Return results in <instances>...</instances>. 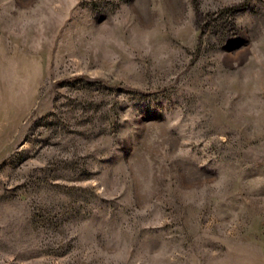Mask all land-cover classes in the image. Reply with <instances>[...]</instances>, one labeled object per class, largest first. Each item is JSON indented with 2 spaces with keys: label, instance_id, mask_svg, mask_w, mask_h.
Wrapping results in <instances>:
<instances>
[{
  "label": "rangeland",
  "instance_id": "1",
  "mask_svg": "<svg viewBox=\"0 0 264 264\" xmlns=\"http://www.w3.org/2000/svg\"><path fill=\"white\" fill-rule=\"evenodd\" d=\"M0 264H264V0H0Z\"/></svg>",
  "mask_w": 264,
  "mask_h": 264
}]
</instances>
